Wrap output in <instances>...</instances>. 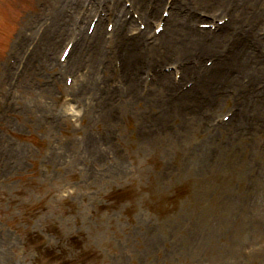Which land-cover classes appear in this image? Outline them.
<instances>
[{
	"label": "rangeland",
	"instance_id": "1",
	"mask_svg": "<svg viewBox=\"0 0 264 264\" xmlns=\"http://www.w3.org/2000/svg\"><path fill=\"white\" fill-rule=\"evenodd\" d=\"M104 1L96 4L103 6ZM167 1L143 0L142 7L162 5L159 17ZM224 1L210 0L205 6L204 0H175L179 17L188 21L197 15L190 30L210 22L200 18L205 14L217 20L228 17L230 35L223 41L219 34L211 37L214 49H204L205 43L193 46L201 48L198 54L183 52L179 44L156 57L152 50L168 39L171 21L157 45L142 52L135 92L144 103L158 95L162 101L171 98L175 108L162 112L159 106L141 105L124 112L122 103L130 96L123 91L127 80L121 79V57L104 60V67L110 61L107 73L98 68L103 57L93 68L84 64L71 69L67 75L78 74L72 88L65 85V74L53 82L59 68L44 69V64L25 58V42L41 34L64 0H0V81L8 92L3 102L12 114L11 128L0 132V241L8 242L0 243L1 254L7 250L0 256L2 264H264V91L257 90L264 74L254 80L242 71L264 69V61L235 48L243 33L264 46V0L239 1V8L236 0ZM127 2L140 13V0H122L120 6ZM111 7H98L97 13H114ZM82 10L76 12L84 17L87 11ZM183 28L185 32L187 24ZM196 35L198 42L209 39L206 32ZM68 39L48 53L56 64ZM227 47L231 52L224 51ZM10 57L23 63L17 73L36 76L24 84L11 74L9 81L2 63ZM210 60L219 68L213 78ZM169 68L175 69L167 74L177 87L163 95L155 79ZM202 68L211 71L202 74ZM92 78L100 82L98 88ZM202 85L212 87L211 99L195 92ZM240 90L242 99L249 98V91L258 103L242 114L243 122H235ZM177 92L179 99L171 96ZM154 111L173 117L164 125L160 120L144 123L141 118ZM227 113L234 116L228 125L221 121ZM124 118L130 140L114 154L109 129ZM44 141H51L50 148ZM4 146L21 149L22 162L6 160ZM88 146L102 153L94 157L92 149L85 152Z\"/></svg>",
	"mask_w": 264,
	"mask_h": 264
},
{
	"label": "bare ground",
	"instance_id": "2",
	"mask_svg": "<svg viewBox=\"0 0 264 264\" xmlns=\"http://www.w3.org/2000/svg\"><path fill=\"white\" fill-rule=\"evenodd\" d=\"M89 1L90 0H64L63 5L62 6L60 5L58 8L55 9L53 17L44 26L41 34L37 38H34L32 43L29 44L28 41L25 42L26 49L28 46V50L26 51L27 54L25 53L26 54L25 58L29 59V57H31L36 62H39L41 65L44 64L45 66L44 69H47V68L52 69L56 67H60L61 69H64V67H61L58 64H56L55 59L53 58L50 59L51 57L48 55V53L51 52L50 50L52 49V46H55V50L58 49L61 46V44L64 42V40L68 39L69 37L70 40L72 39L73 41H75L73 45L74 59H72L73 62L72 61L70 62V64L73 63V67L69 66V67H66V69L67 68L69 70L72 69L73 71V69L76 70L78 67L84 64H87L91 68L94 67L93 65L95 64L97 65L98 62L101 60V58L105 54L104 42L108 38L103 33L100 27H98L99 31L97 30L96 34L93 37L87 36L85 34L84 29H82V26L84 24L83 19L85 17L88 19H94L97 16V11L99 9L98 8L99 6L97 5L98 4L97 0H92L90 2ZM105 1H107V3H110V4L115 2V5H118V3L121 2L119 0H105ZM227 1H233V0H227ZM239 1L243 2L242 4H244L246 2H249L250 0H236L238 5H239ZM140 6L141 7L143 6V0H140ZM205 6H209V5H205ZM80 9H83V10L86 9L87 14L84 17L81 16L80 14L81 11L79 13L76 12L77 10H80ZM246 10H247V6H246ZM141 14L144 15V17L146 18L148 25H151V19L158 18L157 8H156V11L151 14L150 17H146L147 13L145 11V8L142 7ZM173 17H174V20H172L173 22H172L171 31H174V32L170 33L166 42L158 50L153 51L154 52L153 55L156 57L166 55L167 48L173 45L175 46L179 44L182 45L184 47L183 52H188L195 45L200 46L198 43V40L200 38H198L197 40L190 39L189 41V37H188L189 33L184 32L183 25L187 24V27H188V25H191V21L193 20L188 19V21H186V17H179L177 14L174 15ZM119 21H121V24L124 23V21L122 22L121 19ZM237 21H238L237 17H235V22ZM131 23L130 25L134 26L135 22L132 21ZM138 35L141 36V34H138ZM193 36H197V35L193 34ZM133 42L134 43H131L129 41H126V39H121L120 46L118 47V50L120 52L119 55L123 61V72L127 80L126 82L127 86L123 91L129 94L130 96L129 101H125L122 104L127 108H132V107L136 108V106L144 105L147 108L150 106H153V107L159 106L161 109H166L169 105L168 101L167 102L166 101L154 102L155 98H151L148 102L143 103L142 100L136 98V92H135L136 80L140 78L139 72L141 71V70L139 71L138 69L139 67H142V65H144V63L142 64V62H140V58H144L143 56L145 55V53H142L143 51L140 48V46H138L137 41H133ZM188 42L190 43L188 44ZM203 48L208 49L205 47ZM198 49L200 50L201 48H198ZM198 49L197 51L192 49L191 52H195V54H198V51H199ZM64 50L65 48L61 52L60 59L62 57ZM244 50L245 49H243V51ZM244 53L246 54L247 57L251 56V53L249 52V50H245ZM192 54L193 53H190L189 55H192ZM185 61L188 62V59H186ZM22 64L21 65L17 64L16 67H18V69H21L23 66ZM212 68H213V73L210 74V78L215 77L213 75H217L218 69H219L217 67V64H215ZM210 71L211 70H207V72H210ZM242 71L245 73H248L251 78H254V80L258 79L259 77H261L260 75L264 74V69H261V68L260 69L244 68ZM5 74H6L7 79L10 78L11 74L16 75L15 78L23 79L22 83L24 84L27 83L28 81L30 82V79L36 76L35 72L32 73L29 71L28 73H25V74L17 73V69L15 68L14 69L9 68ZM158 79L159 81H161L158 87L159 92L163 91V94L169 93L172 89L170 77L167 75L162 76V77L158 76ZM92 81L94 85L96 86V88H98L100 82L98 80H95L94 78H92ZM252 83L253 82H251V84ZM195 92H198L200 94L202 93L201 96L205 95L208 98L211 95L212 87L210 88L207 86L203 87L202 85L201 88H198L197 90H195ZM190 95H194V94H190ZM247 96L249 98L244 100L245 103L247 104L245 111L249 112L252 109L256 108L258 100H255L253 97V94L249 91H248ZM107 103H109V101ZM163 119H171V118H169L168 116H164ZM239 120L242 121V117H240V119L238 117L237 121ZM112 126L116 131H119V128L117 126H115L114 124ZM194 131H196V127L194 128ZM120 139H121V136H120ZM91 149H92L94 157L95 156L97 157L98 155H100V153H102L101 148H98L97 150H95L93 146H88L85 149V152L89 153ZM2 150H3L2 156L6 157V160L10 159L16 162H22L23 157H25L21 149L20 150H15L14 148L8 149L4 146ZM59 157L60 155L57 158ZM59 159L60 161L58 163L60 165V168H62L63 156H61ZM0 243H2L3 245H6L8 242L2 240L0 241ZM2 252L6 253L7 250L2 251ZM4 253L1 254L0 252V256L2 258L5 257ZM0 264L2 263L0 262Z\"/></svg>",
	"mask_w": 264,
	"mask_h": 264
}]
</instances>
